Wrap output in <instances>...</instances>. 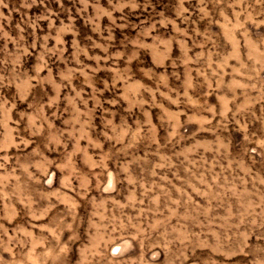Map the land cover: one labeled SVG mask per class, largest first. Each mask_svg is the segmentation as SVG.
<instances>
[{
    "label": "rangeland",
    "instance_id": "1",
    "mask_svg": "<svg viewBox=\"0 0 264 264\" xmlns=\"http://www.w3.org/2000/svg\"><path fill=\"white\" fill-rule=\"evenodd\" d=\"M0 264H264V0H0Z\"/></svg>",
    "mask_w": 264,
    "mask_h": 264
}]
</instances>
